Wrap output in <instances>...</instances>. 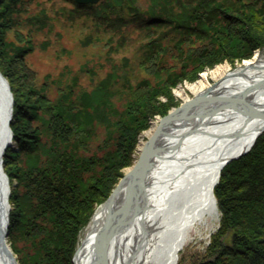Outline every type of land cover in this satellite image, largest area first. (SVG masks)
Returning a JSON list of instances; mask_svg holds the SVG:
<instances>
[{"label": "trees", "instance_id": "obj_1", "mask_svg": "<svg viewBox=\"0 0 264 264\" xmlns=\"http://www.w3.org/2000/svg\"><path fill=\"white\" fill-rule=\"evenodd\" d=\"M66 1L92 23L80 44L112 33L125 43L134 27L145 33V50L135 74L114 67L90 88L79 82L83 70L42 83L28 56L49 45L36 37L51 27L50 9L41 1L33 10L35 0H0V72L14 96L15 145L5 152L4 170L20 264H74L81 230L134 162L143 131L179 104L173 88L264 48V0H148L145 9L138 0ZM168 27L178 33L169 47L159 35ZM215 194L219 228L190 264H264V132L223 167Z\"/></svg>", "mask_w": 264, "mask_h": 264}, {"label": "bare ground", "instance_id": "obj_2", "mask_svg": "<svg viewBox=\"0 0 264 264\" xmlns=\"http://www.w3.org/2000/svg\"><path fill=\"white\" fill-rule=\"evenodd\" d=\"M188 87L194 96L188 97L185 88L180 91L184 102L179 118L168 122L158 136L154 155L135 185L128 228L110 241L103 238L110 226L106 210L99 206L77 245L80 264L93 258L98 245L108 254L109 264H178L187 243L213 235L211 231L220 223L215 187L224 163L247 149L264 127V120L249 116V109L239 104L247 101L252 108H264V54L234 69L228 63L218 65ZM11 107L14 101L0 74V264L17 263L6 236L11 186L3 150ZM127 186L126 181L116 195L119 218Z\"/></svg>", "mask_w": 264, "mask_h": 264}, {"label": "rangeland", "instance_id": "obj_3", "mask_svg": "<svg viewBox=\"0 0 264 264\" xmlns=\"http://www.w3.org/2000/svg\"><path fill=\"white\" fill-rule=\"evenodd\" d=\"M35 1L36 3L31 4V8H33V10L39 8L38 2L41 1L44 7L50 9L49 16L52 17V20L50 22L51 27L46 31L38 33L36 37L37 41H49L48 47L46 49L36 48L35 51L28 56V62L37 71L39 79L42 83L47 80V76L51 78H57L61 77L62 74V78L68 81L70 80L72 75H76V73H80V71L83 70L80 73L81 75L79 78V82L83 87L90 88L95 79L104 77L109 71H112L114 67H117L119 73L133 71L135 74V72H138L137 69H134L136 68V59L139 57V55L142 54L143 49L145 50V33L142 29H134V27L130 29L129 32L131 33L127 35L125 43H121L122 41L118 38V35L112 33L103 38L101 42H97L95 45L86 46L80 44V40L83 38V36L91 33L93 30L91 26L92 23L90 22L91 20L88 19L89 15L85 13V10H77L75 8V5L66 0ZM148 3V0H138V5L142 9H145ZM168 28L164 29V32L159 35H161L160 37H163L162 39L164 41V45L169 44V47L171 44H174V38H177L178 40V33L176 32V30L171 31V28L170 30H168ZM109 38H111L110 40L114 41V49L110 52H108L110 45L106 43L107 39L109 40ZM258 54H264V48H255L251 57L242 58L240 61H237L235 66H232L229 61L225 60L222 63L216 64L213 68L218 65L228 63L234 69L239 67L240 65H243L246 61L253 59ZM84 66L86 68H84ZM213 68H207L206 70L201 71L194 81L190 82L185 80L184 82H180L177 87L173 88V94L179 101V104L172 107L169 112L172 109L183 104L184 96L183 94H180V91L185 88L186 95L190 98L193 97L194 93L190 90L188 85L197 82L204 72L212 70ZM47 82L49 83L48 80ZM210 82L213 83L214 79L210 78ZM53 91L55 92V90ZM165 99L166 98H164V100ZM168 113H166L165 115H167ZM165 115H155L152 118L151 127L143 131L141 135L139 144L137 146L134 162L130 166H127L123 169V174L125 173L127 168L132 167L135 164L140 155V149L143 143L148 139L150 135V130L154 127L155 124L157 125L158 122H160L161 118ZM14 145L15 143L12 140L11 146ZM99 206H101V204ZM11 210L12 204L10 202V211ZM218 226L219 221L217 222L216 227L211 231V234L214 235L216 229L218 230L219 228ZM85 227L80 232L78 247L84 239ZM213 235H209L204 239L195 238L187 243L180 252L178 264L183 258V261L186 264H190L203 257L212 241ZM7 241L9 242L13 250L18 264H20L19 256L14 251L12 242L10 241L9 231ZM77 248L75 253L77 252Z\"/></svg>", "mask_w": 264, "mask_h": 264}, {"label": "water", "instance_id": "obj_4", "mask_svg": "<svg viewBox=\"0 0 264 264\" xmlns=\"http://www.w3.org/2000/svg\"><path fill=\"white\" fill-rule=\"evenodd\" d=\"M78 3H83V4H88V3H98L100 0H76ZM0 74L2 75V73L0 72ZM3 79L5 80L6 83V87H7V91L9 92L10 96H11V101L13 103L14 101V97H13V93L11 91V87L8 83V80L2 75ZM241 104L240 106H243L245 109H249L247 112L249 114V116L255 117L259 120H264V108H252L251 104L247 101H240ZM183 106V104H181L179 107H176L174 109H172L167 115H165L164 117L161 118L160 122H158V124L155 126V128L153 129V131L150 133L148 139L143 143L141 149H140V155L137 159V161L135 162V164L132 167H129L126 169L125 173L123 174V176L121 177V179L119 180V182L117 183V185L115 186V188L113 189V191L111 192V194L109 195V197L101 204L103 206V208L106 210L107 213V217H106V221L107 224H109V231H107L104 235L103 238H106L107 241L112 240L113 238H117L119 237L122 233H124V231H126V229L128 228L129 224L131 223V220L133 219L132 214H130V203L133 202V200L135 199V185L138 181V179H140V177L142 176V174L144 173L146 167L148 166L150 157L154 155L153 150H155V142L158 138V136L163 132L164 128L167 126L168 122H170L172 119H174V117L179 118V112L181 111V107ZM238 106V105H237ZM251 106V107H250ZM236 107V106H235ZM12 113H13V108L11 107V113L9 115L8 118V130H9V138L7 139L5 145H4V150H3V156L5 154V150H7L11 145H12V140H13V132L10 126V122L12 120ZM218 114V113H217ZM186 119L189 118H193V115H185ZM199 118V117H197ZM204 118V117H200L199 119ZM264 132V127H261L258 130V135L257 137ZM256 137V139H257ZM256 139L254 140V142L244 151H242L241 153H239L236 156L231 157L230 159L226 160L224 163V166L230 162L233 159L239 158L240 156L244 155L245 153H247L252 146L254 145ZM2 163H3V158H2ZM6 174V173H5ZM6 177L8 178V175L6 174ZM9 181V179H8ZM128 182V186L126 189V196H125V207L124 210L122 212V214L120 215L119 218V214H118V210H116L117 208H115V200H116V195L118 193L119 188L123 185L124 182ZM8 227H9V218H8V222H7V231H6V236L8 237ZM105 239V240H106ZM98 253H103V255L98 256ZM78 252L75 253L74 256V263L75 264H80L78 261ZM109 256L107 253H105V250L102 248V246L100 247L99 245L96 247L94 254H93V258L85 263V264H109ZM16 264H18V261L16 260Z\"/></svg>", "mask_w": 264, "mask_h": 264}]
</instances>
